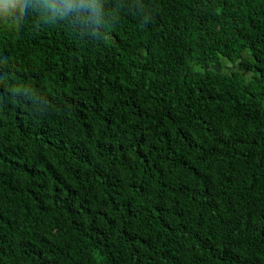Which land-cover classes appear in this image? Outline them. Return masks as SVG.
Masks as SVG:
<instances>
[{"label": "trees", "instance_id": "trees-1", "mask_svg": "<svg viewBox=\"0 0 264 264\" xmlns=\"http://www.w3.org/2000/svg\"><path fill=\"white\" fill-rule=\"evenodd\" d=\"M0 264H264V0H0Z\"/></svg>", "mask_w": 264, "mask_h": 264}]
</instances>
